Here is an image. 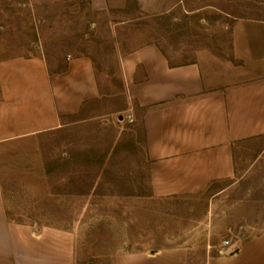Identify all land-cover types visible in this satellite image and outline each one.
Wrapping results in <instances>:
<instances>
[{"label": "rangeland", "instance_id": "374dc122", "mask_svg": "<svg viewBox=\"0 0 264 264\" xmlns=\"http://www.w3.org/2000/svg\"><path fill=\"white\" fill-rule=\"evenodd\" d=\"M121 18L129 20L117 24ZM240 18L263 21L264 0H180L161 14L143 13L138 0L101 11H92L87 0L55 10L0 0V62L37 52L57 68L69 53H88L99 87L84 117L0 137L7 220L25 224L33 236L52 229L71 264H207L264 232V135L236 144L227 183L153 194L140 118L117 59L118 47L149 40L171 62L202 50L231 57L232 28ZM9 259L1 256L0 264H12Z\"/></svg>", "mask_w": 264, "mask_h": 264}, {"label": "crops", "instance_id": "0c3cea01", "mask_svg": "<svg viewBox=\"0 0 264 264\" xmlns=\"http://www.w3.org/2000/svg\"><path fill=\"white\" fill-rule=\"evenodd\" d=\"M55 10L69 0H26ZM92 11L123 7L127 0H87ZM180 0H138L143 13L161 14ZM129 19L116 20L117 24ZM264 20L237 19L232 58L199 51L171 62L155 41L117 48L125 93L139 115L153 194L198 191L227 183L235 171V146L264 135ZM263 45V47H262ZM0 137L23 136L80 119L99 96L93 58L70 54L50 68L43 53L0 62ZM5 105V106H4ZM33 236L7 220L0 195V257L12 264H71V253L56 246V233ZM1 249L3 251H1ZM207 264H264V232Z\"/></svg>", "mask_w": 264, "mask_h": 264}, {"label": "built area", "instance_id": "2783aa9c", "mask_svg": "<svg viewBox=\"0 0 264 264\" xmlns=\"http://www.w3.org/2000/svg\"><path fill=\"white\" fill-rule=\"evenodd\" d=\"M68 55H69V54H68ZM68 55H67V56H68ZM127 116L130 118V120L132 119V118H131V113L127 114ZM262 160H263V162H264V155H262ZM223 243H224V244H228V243H229V239H228V238L224 239V240H223Z\"/></svg>", "mask_w": 264, "mask_h": 264}, {"label": "water", "instance_id": "95a60500", "mask_svg": "<svg viewBox=\"0 0 264 264\" xmlns=\"http://www.w3.org/2000/svg\"><path fill=\"white\" fill-rule=\"evenodd\" d=\"M121 116V115H120Z\"/></svg>", "mask_w": 264, "mask_h": 264}]
</instances>
